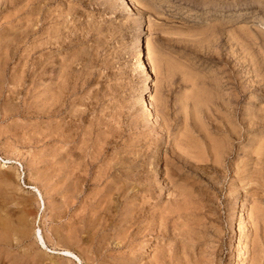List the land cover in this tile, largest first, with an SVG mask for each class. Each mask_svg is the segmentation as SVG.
<instances>
[{"label":"rangeland","instance_id":"obj_1","mask_svg":"<svg viewBox=\"0 0 264 264\" xmlns=\"http://www.w3.org/2000/svg\"><path fill=\"white\" fill-rule=\"evenodd\" d=\"M5 61L0 264H264V0H0Z\"/></svg>","mask_w":264,"mask_h":264},{"label":"bare ground","instance_id":"obj_2","mask_svg":"<svg viewBox=\"0 0 264 264\" xmlns=\"http://www.w3.org/2000/svg\"><path fill=\"white\" fill-rule=\"evenodd\" d=\"M140 36H141V35H140ZM13 38H15V37H13ZM15 39H16V38H15ZM139 39H140V38H139ZM11 41H12V40H11ZM142 41H143V39H142ZM8 42H9V40H8ZM140 42H141V41H140ZM16 43H17V42H16ZM16 43H15V44H16ZM6 44H7V43H6ZM6 44H5V45H6ZM8 44H9V43H8ZM11 44H12V43H11ZM13 44H14V43H13ZM13 44H12V45H13ZM137 44H138V42H137ZM139 44H140V43H139ZM5 45H4V46H5ZM17 45H18V44H17ZM14 47H16V46H14ZM8 48H9V46H8ZM8 48H7V45H6V50H7ZM9 49H10V48H9ZM18 49H19V48H18ZM137 49L139 50V48H137ZM14 50H15V49H14ZM8 51H9V50H8ZM12 51H13V50H12ZM12 51H10L11 54H12ZM13 52H14V51H13ZM139 52H140V51H139ZM11 54H8V55H11ZM19 54H20V53H19ZM138 54H139V53H138ZM144 55H145V54H144ZM18 56H19V55H18ZM21 56H22V55H21ZM139 56H140V55H139ZM3 57H4V56H3ZM10 57H12V56H9V59H10ZM136 57H137V56H136ZM144 57H145V56H144ZM13 58H14V57H13ZM18 58H19V57H18ZM21 59H22V57H21ZM142 59H143V58H142ZM2 60H4V58H2ZM7 60H8V59H7ZM7 60H6V61H7ZM17 60H18V59H17ZM6 61H5V63H3V64L0 62V64H2V66H3V67H2V66L0 67V70H1L0 72H1V73L4 72V67L7 65V62H8V61H7V62H6ZM140 61H141V60H140ZM142 61H143V60H142ZM2 62H4V61H2ZM144 63H145V62H144ZM141 64H143V63H141ZM146 64H147V63H146ZM147 65H148V64H147ZM147 65H146V66H147ZM140 67H141V66H140ZM144 67H145V66H144ZM142 68H143V67H142ZM145 68H146V67H145ZM148 70H149V69H148ZM145 71H146V70H145ZM148 72H149V71H148ZM149 74H150V73H149ZM144 85H145V84H144ZM143 87H144V86H143ZM145 87H146V86H145ZM147 88H148V86H147ZM147 88H146V89H147ZM144 89H145V88H144ZM150 89H151V88H150ZM143 92H144V91H143ZM141 95H142V94H141ZM143 95H144V94H143ZM144 96H145V95H144ZM141 98H144V97H141ZM145 101H146V100H145ZM144 103L146 104V107H147V109L149 110V113H150V109H152L151 104H150V103H146V102H144ZM149 106H150V107H149ZM263 144H264V143H263ZM263 149H264V148H263ZM258 150H259V149H258ZM260 150H261V149H260ZM260 150H259V151H260ZM173 151H174V150H173ZM254 151H255V150H254ZM261 152H262V151H261ZM255 153H256V152H255ZM257 153H258V152H257ZM263 153H264V152H263ZM259 154H260V153H259ZM261 154H262V153H261ZM262 155H263V154H262ZM183 159H184V158H183ZM261 159H262V158H261ZM143 164H144V163H143ZM145 165H146V163H145ZM145 165H144V166H145ZM118 172H119V171H118ZM139 172H140V171H139ZM168 172H169V171H168ZM141 173H142V172H141ZM144 173H145V172H144ZM170 173H171V172H170ZM105 174H106V173H105ZM105 174H104V175H105ZM132 174H133V173H132ZM132 174H131V175H132ZM135 174H136V173H135ZM168 174H169V173H168ZM171 174H173V173H171ZM109 175H110V174H109ZM109 175H108V176H109ZM116 176H117V175H116ZM132 176H134V175H132ZM143 176H144V175H143ZM99 177H100V176H99ZM103 177H104V176H103ZM134 177H135V176H134ZM129 178H130V177H129ZM131 178H133V177H131ZM138 178H139V177H138ZM140 178H141V177H140ZM97 179H100V178H97ZM101 179H102V178H101ZM135 179H136V177H135ZM145 179H146V178H145ZM139 180H140V179H139ZM142 180H143V179H142ZM147 180H148V179H147ZM95 181H96V180H95ZM129 183H130V182H129ZM112 185H113V184H112ZM112 185H111V186H112ZM149 185H150V184H149ZM123 186H124V185H123ZM123 186H122V187H123ZM144 186H145V184H144ZM113 187H115V186H113ZM118 187H121V186H118ZM118 187L116 186V189H117ZM135 187H136V185H135ZM138 187H139V184H138L137 188H138ZM141 187H142V186H141ZM143 188H144V187H143ZM147 188L150 189L149 186H148ZM112 189H113V188H112ZM122 189H123V188H122ZM138 189H139V188H138ZM151 189H152V188H151ZM105 190H106V188H105ZM118 190H120V189H118ZM139 190H140V189H139ZM146 190H147V189H146ZM146 190H145V191H146ZM142 191H143V189H142ZM142 191H139V192H142ZM148 191H149V190H148ZM37 192H38V190H37ZM117 192H118V191H117ZM38 193H39V192H38ZM113 193H114V192H113ZM145 193H146V192H145ZM114 194H115V193H114ZM116 194H117V193H116ZM118 194H119V193H118ZM121 195H122V194H121ZM123 195H124V194H123ZM127 195H128V193H127ZM127 195H126V196H127ZM147 195H148V194H147ZM148 196H149V195H148ZM108 197H109V196H108ZM111 197H112V196H111ZM111 197H109V198H111ZM116 197H117V196H116ZM119 197H120V196H119ZM150 197H151V196H150ZM109 198H108V199H109ZM114 198H115V197H113V199H114ZM120 198H122V197H120ZM124 198H125V197H124ZM126 198H127V197H126ZM137 198H138V197H137ZM140 198H141V197H140ZM150 199H151V198H150ZM120 200H121V199H120ZM105 201H106V200H105ZM105 201H104V202H105ZM110 201H111V200H110ZM111 202H112V201H111ZM111 202H110V203H111ZM114 202H117V201H116V198H115V201H114ZM141 202H142V201H141ZM143 202H145V201H143ZM106 203H107V202H106ZM102 204H104V203H102ZM115 204H116V203H115ZM140 204H142V203H140ZM140 204H139V205H140ZM104 205H106V204H104ZM107 205H108V204H107ZM107 205H106V206H107ZM109 206L111 207V205H109ZM137 206H138V205H137ZM148 206H149V205H148ZM112 207H114V205H113ZM117 207H118V205H117ZM140 207H141V205L138 206L137 208L140 209ZM143 207H145V206L143 205ZM99 208H100V207H99ZM106 208H108V207H106ZM174 208H175V207H174ZM101 209H102V208H101ZM135 209H136V208H135ZM135 209H134V211H135ZM139 209H138V210H139ZM141 209L143 210V209H145V208H141ZM149 210H150V209H149ZM149 210H148V211H149ZM114 211H115V210H114ZM103 212H105L104 209H103ZM106 212H107V211H106ZM110 212H111V211H110ZM139 212H141V211H139ZM99 213H100V212H99ZM137 213H138V211H137ZM163 213H164V212H163ZM113 214H114V213H113ZM131 214H132V213H131ZM134 214H135V212H134ZM138 214H139V213H138ZM104 215H105V214H104ZM104 215H102V216L104 217ZM140 215H141V214H140ZM129 216H130V218H131V216L133 217V215H129ZM138 216H139V215H138ZM138 216H137V217H138ZM103 217H102V218H103ZM105 217H106V216H105ZM137 217L135 216V218H133V219L135 220ZM139 217H140V216H139ZM163 217H164V216H163ZM168 217H170V216H168ZM171 218H172V217H171ZM98 219H99V218H98ZM98 219H97V220H98ZM100 219H101V218H100ZM100 219H99V221H100ZM105 219H106V218H105ZM133 219H130V220H133ZM107 220H108V219H107ZM123 220L126 221L125 219H123ZM127 220H128V219H127ZM134 220H133V221H134ZM136 220H137V219H136ZM138 220H139V218H138ZM138 220H137V221H138ZM95 221H96V220H95ZM101 221H103V220H101ZM120 222H121V221H120ZM0 223H1V222H0ZM85 223H86V222H85ZM98 223H99L100 225L102 224V223H100V222H98ZM109 223H110V222H109ZM121 223H122V222H121ZM128 223H129V222H128ZM130 223H131V222H130ZM130 223H129V224H130ZM137 223H138V222H137ZM139 223H140V222H139ZM102 225H103V224H102ZM119 225H120V224H119ZM122 225H124V223H123ZM134 225H135V224H134ZM134 225H133V226H134ZM163 225H164V224H163ZM124 226H125V225H124ZM3 227H4V226H3ZM137 227H139V226H137ZM1 228H2V227H1ZM113 228H114V227H113ZM117 228H118V227H117ZM142 228H143V227H142ZM15 229H16V228H15ZM118 229H119V228H118ZM124 229H125V228H124ZM126 229H127V228H126ZM137 229H138V228H137ZM93 230H94V229H93ZM119 230H120V229H119ZM139 230H140V229H139ZM24 231H25V230H24ZM126 231H128V230H126ZM141 232H142V231H141ZM119 233H120V232H119ZM21 234H22V233H21ZM125 234H127V233H125ZM0 237H1V236H0ZM2 240H3V239H2ZM38 240H39L41 246H43L44 248H47L46 245H45V243H44V240H43V238H42V236H41V232H40L39 230H38ZM0 241H1V239H0ZM68 244H69V243H68ZM78 250H79V249H78ZM62 253H63V255L66 256V258H68V259H70V260H72V259H76L77 262H80V263H81L80 259H79L77 256H75L73 253H71V252H69V251H63ZM155 262H156V261H155Z\"/></svg>","mask_w":264,"mask_h":264}]
</instances>
